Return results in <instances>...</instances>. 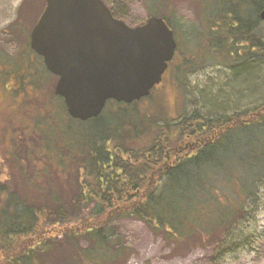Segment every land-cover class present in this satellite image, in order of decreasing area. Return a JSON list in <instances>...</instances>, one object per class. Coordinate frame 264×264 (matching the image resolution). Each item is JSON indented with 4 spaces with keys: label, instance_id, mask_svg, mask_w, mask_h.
I'll use <instances>...</instances> for the list:
<instances>
[{
    "label": "trees",
    "instance_id": "16d2710c",
    "mask_svg": "<svg viewBox=\"0 0 264 264\" xmlns=\"http://www.w3.org/2000/svg\"><path fill=\"white\" fill-rule=\"evenodd\" d=\"M206 2L199 18L203 28L189 40L197 60L185 57L179 72L201 58H221L231 65L253 56L264 61V0ZM160 17L175 29L169 16ZM24 41L22 56H36L29 36ZM22 56L9 62L0 54V63L20 83L28 79L37 88L30 80L33 64ZM36 58L49 73L43 59ZM28 96L15 106L13 114L22 116L15 117L18 123H11L15 118L3 122L5 133H11L3 141L5 158L15 162L21 184L14 179L9 187V179L2 177L8 169H0V264H121L129 248L114 227L117 219L141 220L165 240L187 246L214 240L219 231L227 234L257 203L258 183L264 178V102L231 115L193 112L162 119L142 109L143 100L109 101L101 115L81 121L69 116L56 95L40 107L51 110L36 120L29 135L33 138L39 130L36 138L44 139L45 132L55 137L45 142L53 144L58 161L66 166L57 171L34 166L36 150L30 154L16 146L25 117L39 109L32 103L42 98L29 102ZM0 102V114L13 115L2 98ZM57 136L62 153H57ZM62 173L67 175L60 177ZM57 184L62 194L53 189Z\"/></svg>",
    "mask_w": 264,
    "mask_h": 264
},
{
    "label": "rangeland",
    "instance_id": "374dc122",
    "mask_svg": "<svg viewBox=\"0 0 264 264\" xmlns=\"http://www.w3.org/2000/svg\"><path fill=\"white\" fill-rule=\"evenodd\" d=\"M104 1L116 18L123 20L129 26L145 23L150 14L154 16L166 14L175 26L179 50L177 49L175 60L165 74L164 81L149 97L141 100L142 109H148L162 119H178L193 112L206 116L223 113L231 115L264 102V61L258 56L251 57L247 62L240 60L233 65L221 58L212 61L201 58L196 63L191 61V66L186 68L183 74L179 72L185 57L193 61L197 60L193 59L195 56L189 49L192 45L189 40L195 30L203 28L199 18L202 17L206 0ZM45 5V0H0V54L5 60L11 62L17 55L22 56V52L26 49L24 40H27L28 36L30 39L31 30ZM260 29L264 34V20L260 24ZM27 55L25 53L22 56L23 61L28 57ZM36 56L30 54L28 57L33 64V72L25 71V73L32 74L30 80L36 83L37 88H32L28 79L20 83L11 68L4 67L0 63V98L4 101L6 111L13 114L16 111L15 106L19 105L23 96L29 95V102L34 98L42 97L32 103L39 108L35 115L26 116L22 111H18L26 117L23 130L17 132L20 144L16 146H24L25 153L36 150L33 158L34 166L58 171L66 166H62L58 161L56 153L51 149L54 147L53 144L45 142V140H55V137L45 132L44 139L38 136L36 138L39 130L35 132L33 138L29 135L36 127V120L45 115V110H51V106L40 107L57 97L55 94L57 77L51 73L46 74L40 59ZM40 86L42 89L39 88ZM1 105L0 102V110L3 108ZM15 117L19 118L17 112L10 117L5 112L2 114V111L0 114V169H8V173L5 172L6 175L3 173L2 177L9 179L10 182L7 181L9 187H12L14 179L17 184H21L16 180L19 174L15 170V162L13 159L5 158L8 150L3 142L5 138L9 140L11 137L9 130L5 133L3 122L6 120L9 123L10 119L12 121ZM11 123L17 124V118ZM59 125L60 123H57V126ZM40 130H46V127ZM58 138L59 136L57 140ZM61 144L59 140L57 153L64 151V148L61 149ZM71 144L73 145V142ZM24 171L27 175L30 170ZM65 175L67 174L62 173L60 177ZM40 182L42 181H37ZM17 186L20 189L23 187V185ZM53 189L59 194L63 193L58 184ZM257 197V203L254 209L250 210V215L247 218L237 219L231 230L226 231L227 234L219 231L214 240L197 241L187 246L165 240L163 233H155L141 220L132 217L117 219L114 227L125 246L129 248L128 257L121 264H264V178L258 183ZM82 245L85 247L87 243L83 242Z\"/></svg>",
    "mask_w": 264,
    "mask_h": 264
},
{
    "label": "water",
    "instance_id": "95a60500",
    "mask_svg": "<svg viewBox=\"0 0 264 264\" xmlns=\"http://www.w3.org/2000/svg\"><path fill=\"white\" fill-rule=\"evenodd\" d=\"M45 2L30 46L58 77L55 93L73 119L96 118L111 100L140 101L162 82L177 49L164 18L131 27L103 0Z\"/></svg>",
    "mask_w": 264,
    "mask_h": 264
}]
</instances>
